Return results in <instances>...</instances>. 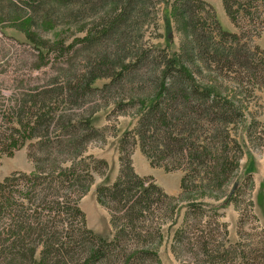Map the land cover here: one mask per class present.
<instances>
[{
  "label": "trees",
  "instance_id": "obj_1",
  "mask_svg": "<svg viewBox=\"0 0 264 264\" xmlns=\"http://www.w3.org/2000/svg\"><path fill=\"white\" fill-rule=\"evenodd\" d=\"M221 3L233 32L205 0H0V21L14 22L24 44L46 61L53 47L41 31L92 21L75 43L74 51L85 55L82 66L40 60L28 66L27 77L4 75L14 88L1 104L11 147L0 136V158L26 147L33 169L0 181V264H162L168 221L179 264H264V229L241 226L243 217L257 223L242 192L252 186L250 172L232 193L227 189L243 155L233 130L248 107L223 86L264 90V49L254 44L264 29V0ZM157 7L163 27L180 35L177 50L141 42L143 25L157 27ZM103 77L108 82L95 87ZM96 96L101 105L129 107L137 116L118 139L114 181L95 188L110 239L88 228L80 208L95 175L108 172L106 160L86 153L89 143L104 140L92 123L99 105L84 108ZM254 125L245 127L251 143ZM136 148L150 167L182 172L179 195L135 172ZM228 205L239 213L234 242L222 221Z\"/></svg>",
  "mask_w": 264,
  "mask_h": 264
},
{
  "label": "rangeland",
  "instance_id": "obj_2",
  "mask_svg": "<svg viewBox=\"0 0 264 264\" xmlns=\"http://www.w3.org/2000/svg\"><path fill=\"white\" fill-rule=\"evenodd\" d=\"M156 10L155 18L157 20V27H147V24L143 25L141 42L145 45L153 44L158 48H165V46H168L169 49L173 51L177 50L179 47L180 35L177 34L173 28L170 31H167L163 27L162 14L158 10V7ZM225 20L227 24H230L226 17ZM90 23H92L91 19L85 18L83 21L81 20L79 24L64 22L48 31H41L40 36H46V39L52 44L51 47H53L51 59L46 61L45 56L40 58L37 51H31L29 46L24 44V36L21 32L16 30L14 22L0 21V48L5 47L4 52L6 53V55L0 59V110L3 98L12 96V94L6 89H13L14 84L9 81L10 78L4 76L10 71H16L17 76L21 77L25 74L27 77L26 70L28 69V66L31 63H39L40 60L43 62H49V64H57L59 62L66 63L67 61H69L70 64H78L77 62L80 64V62L84 61L85 55L81 52L74 51L75 43L77 40L80 41L84 36L88 35L81 32V28L84 27L88 29ZM167 39L168 41H166ZM257 41L258 39H255L254 44L258 45ZM262 42H264V39ZM80 55L83 56V60ZM204 73L208 76L206 72ZM108 80L109 79L105 77L100 78L94 83V86L101 87L103 84L107 83ZM223 86L227 88L229 94L236 92L237 98L248 107L244 116V122L233 130V134L242 146L243 155L239 161L238 169L234 172L230 183L227 185V189L229 188L228 190L232 193L238 183L243 182L245 175L250 172L252 186L249 189L245 186L242 192H245L244 199L252 201V212L257 217V223L255 225L254 223H251L250 218L243 217L241 226L247 231H251L255 226L264 229V90H258L257 88L256 90H253L251 84L241 92L239 89H235L234 85L231 83L223 82ZM101 104V98L96 96L94 102L90 104L87 103L84 106L85 109H93L96 105H99L98 109L92 116V123L95 127L103 129L104 131V140L92 141L89 143L86 153L106 160L108 164V172L104 176L95 175L93 184L90 186L88 193L80 200V208L85 214H88L90 224L95 226V228L97 226V229H100L99 231H101L102 236H105L110 227L109 215L104 208L96 203L95 188L98 185L111 184L114 181L117 173L115 168H113V165H118V139L124 131L133 128L137 116L135 109L127 107L123 108L121 112H118L116 109L113 110L115 108L113 103H109L105 106ZM251 120L258 123V125H254L252 128V143L248 141L245 132V127L251 122ZM8 135V127H5L0 123V136L4 138L3 144L5 145V148L11 147V142L6 140ZM13 150L12 155H2L0 158V181L13 172L29 173L33 169L32 162L27 157L26 147L20 148L19 150ZM135 151L134 163L138 172L141 173L140 175L135 171L138 175H151L157 185L160 183L167 189H179L177 195L180 194L179 183L182 172L172 171L167 173L163 169L150 167L148 161L140 151L137 148L134 152ZM183 206L184 205H181L178 208L174 221L178 222L181 220L184 212ZM244 208L245 206L243 204L241 206V211H243ZM223 212L224 217L222 221L228 224V237L231 242H234L236 240V225L239 219V213L232 205H228ZM170 224L171 221H168L163 225V238L159 246V256L162 264H179L170 251L172 235Z\"/></svg>",
  "mask_w": 264,
  "mask_h": 264
},
{
  "label": "crops",
  "instance_id": "obj_3",
  "mask_svg": "<svg viewBox=\"0 0 264 264\" xmlns=\"http://www.w3.org/2000/svg\"><path fill=\"white\" fill-rule=\"evenodd\" d=\"M205 1L208 2V3H210V4L214 7L215 12H216V15H217V17H218V20H219L221 26L223 27V29H225V30H227V31H230V32H233V31H234V27H233V25H232L231 23H230V24H229V23L227 24V22H226V20H225V17L227 18V16H226V14H225V12H224V10H223L221 0H220V1H219V0H205ZM227 19H228V18H227ZM228 21H229V20H228ZM229 22H230V21H229ZM263 39H264V30H263V32H262L260 38H259L258 41H257L258 45H259L261 48L264 49V42H262ZM135 153H136V151H135L134 154H133V166H134L135 171H136L138 174L141 175V173L138 172V170H137V168H136V165H135V163H134V156H135ZM113 168H115V171H116V173H117L118 165L114 164V165H113ZM116 173H115V174H116ZM114 176H115V175H114ZM159 185H160V186H161V187H162V188H163V189H164L169 195H177V194H178V190H179V189H176V188H173V189H167L164 185H162V184H160V183H159ZM85 215H86L87 226H88L90 229H92L95 233H97V234H99V235L102 236L101 231H99L100 229H97V226H96V228H95V226H93V225L90 224V219H89V217H88V214H85ZM106 234H107V235H105V236H103V237H105V238H107V239H110V238L112 237L113 232H112L111 227L108 228V231H107Z\"/></svg>",
  "mask_w": 264,
  "mask_h": 264
}]
</instances>
